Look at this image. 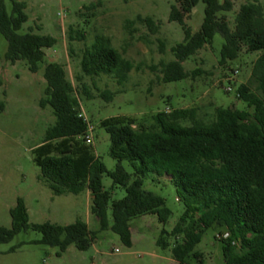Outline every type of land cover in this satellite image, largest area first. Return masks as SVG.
<instances>
[{"label":"trees","instance_id":"16d2710c","mask_svg":"<svg viewBox=\"0 0 264 264\" xmlns=\"http://www.w3.org/2000/svg\"><path fill=\"white\" fill-rule=\"evenodd\" d=\"M10 2L11 14L6 0H0V32L8 42L5 60L12 64L24 61L32 73L43 67L47 86L40 106H50L56 118L43 142L33 150L34 162L53 193L90 191L99 232L111 228L125 246L132 247L133 218L155 214L166 225L173 215L164 197L144 187L151 174L166 176L175 185L184 212L171 231L161 230L158 247L170 248L171 237L177 264H204V255L196 247L205 232L214 228L219 230L217 240L223 246L224 264H264V4H243L233 27L225 16L233 10V0H177L172 5L170 21L178 22L185 36L172 47L175 59L162 63L163 82L186 80L190 74L184 62L212 45L220 33L225 40L221 64L237 60L243 52L260 53L249 83L236 89L246 106H216L210 119L203 118L197 107L158 112L151 123L124 115L106 118L101 126L110 136V155L118 161L110 171L86 143L89 123L64 66L45 60V49L57 45V38L21 33L29 20L27 5L20 0ZM200 2L205 4V17L200 29L193 31L186 16ZM144 22L157 30L153 19L146 17ZM81 68L87 76L110 75L124 84L134 65L108 37L98 35L86 49ZM85 94L91 98L88 91ZM102 96L110 100L113 95L105 91ZM123 161L131 164L132 173ZM105 175L113 180L111 189L104 186ZM118 186L126 195L114 200L113 189ZM10 215L11 227L0 226V244L32 230L42 235L37 244L57 247L61 252L71 245L87 251L98 233L81 219L68 225L31 223L22 197L17 198Z\"/></svg>","mask_w":264,"mask_h":264},{"label":"rangeland","instance_id":"374dc122","mask_svg":"<svg viewBox=\"0 0 264 264\" xmlns=\"http://www.w3.org/2000/svg\"><path fill=\"white\" fill-rule=\"evenodd\" d=\"M20 1L26 3L29 17L21 33L57 38V45L45 49V60L64 66L81 100V113L92 129L91 145L110 171L115 170L118 161L110 155V136L101 126L106 118L124 115L151 123L158 112L197 107L203 118L210 119L216 106L239 109L246 106L237 97L236 89L249 83L260 53L243 52L237 60L221 64L225 40L220 33L215 35L212 45L184 62L190 74L186 80L163 82L162 63L175 59L172 47L185 36L181 25L170 21L171 7L177 0ZM255 1L264 4V0H233V10L225 13L232 27L240 7ZM6 6L11 14L10 0H6ZM146 17L153 19L157 30L144 22ZM204 17L205 4L200 2L186 16V24L198 31ZM98 35L108 37L133 63L134 68L124 84L110 75L90 77L83 73V55ZM7 49L8 42L0 32V226L11 227L10 210L17 198L22 197L31 223L68 225L81 219L98 233L87 251L71 245L61 252L57 247L35 243L42 235L29 230L9 243L0 244V264H177L171 252L175 245L173 238H169L171 245L166 250L156 244L161 230L165 227L171 231L184 212L176 187L168 177L151 174L145 178L144 187L166 199L172 217L166 225L155 214L133 218L130 221L132 247L125 246L111 228L99 232L98 219L92 212L93 196L88 190L78 195H55L49 188L33 154L56 121L50 106H40L47 86L44 69L32 73L24 61L14 64L6 61ZM229 85L233 88L231 92L227 90ZM105 91L112 93V99L102 96ZM122 163L128 172H133L128 161ZM103 183L106 189L113 187V180L107 175ZM125 195L123 187H114V200ZM109 221L112 225L111 216ZM218 234V229L207 230L196 247L204 255V264H224Z\"/></svg>","mask_w":264,"mask_h":264},{"label":"built area","instance_id":"2783aa9c","mask_svg":"<svg viewBox=\"0 0 264 264\" xmlns=\"http://www.w3.org/2000/svg\"><path fill=\"white\" fill-rule=\"evenodd\" d=\"M227 90H228L229 92L233 91L232 86L229 85V86L227 87ZM91 130H92V129H91ZM91 130L89 129L88 134L85 136V140H86V143H87V144H92V135L90 134V133H91ZM225 236H227V235H225ZM115 251L118 252V249H116Z\"/></svg>","mask_w":264,"mask_h":264},{"label":"crops","instance_id":"0c3cea01","mask_svg":"<svg viewBox=\"0 0 264 264\" xmlns=\"http://www.w3.org/2000/svg\"><path fill=\"white\" fill-rule=\"evenodd\" d=\"M88 193L91 194L90 191H88ZM91 196H92V195H91ZM133 244H134V240H133ZM176 263H177V262H176Z\"/></svg>","mask_w":264,"mask_h":264}]
</instances>
